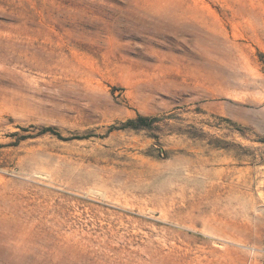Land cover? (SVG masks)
<instances>
[{"label": "rangeland", "instance_id": "1", "mask_svg": "<svg viewBox=\"0 0 264 264\" xmlns=\"http://www.w3.org/2000/svg\"><path fill=\"white\" fill-rule=\"evenodd\" d=\"M0 264H264V0H0Z\"/></svg>", "mask_w": 264, "mask_h": 264}, {"label": "trees", "instance_id": "2", "mask_svg": "<svg viewBox=\"0 0 264 264\" xmlns=\"http://www.w3.org/2000/svg\"><path fill=\"white\" fill-rule=\"evenodd\" d=\"M159 116H148V115H142L138 114L134 118L127 119L121 126L120 129L124 130H141V129H147L151 130L154 129L157 126V122L160 121ZM53 127H45L44 131H50L53 132ZM111 129H117L116 126H112Z\"/></svg>", "mask_w": 264, "mask_h": 264}]
</instances>
